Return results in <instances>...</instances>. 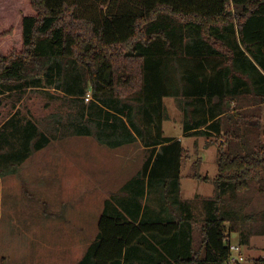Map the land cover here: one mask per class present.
<instances>
[{
    "label": "trees",
    "instance_id": "1",
    "mask_svg": "<svg viewBox=\"0 0 264 264\" xmlns=\"http://www.w3.org/2000/svg\"><path fill=\"white\" fill-rule=\"evenodd\" d=\"M241 61L254 72V104L264 103V0H0V94L40 87L38 75L47 69L63 78L71 97L92 91L102 125L114 131L118 124L111 119L121 123L122 134L105 130L108 142L114 135L124 143L136 139L131 127L152 151L143 171L160 193L151 199L159 213L150 215L134 203L128 218L110 211L108 203L99 233L78 264H230L225 225L237 232L240 220L257 219L244 212L240 194L253 185L261 191L264 183L260 106L248 113L232 106L245 94L238 83ZM165 96L222 102V117H189L191 124L185 123L186 132L214 136L209 142L218 149L215 196L202 200L198 247L193 209L198 202L180 197L189 154L180 141L163 136L169 118ZM5 128L1 165L11 161L14 168L49 143L28 121L20 152L7 157ZM14 142L9 143L16 148ZM255 233L249 229L243 244ZM255 264H264V258Z\"/></svg>",
    "mask_w": 264,
    "mask_h": 264
},
{
    "label": "rangeland",
    "instance_id": "2",
    "mask_svg": "<svg viewBox=\"0 0 264 264\" xmlns=\"http://www.w3.org/2000/svg\"><path fill=\"white\" fill-rule=\"evenodd\" d=\"M191 39L189 33L187 41ZM47 71L38 75L40 87L0 94V133L6 127L10 134L2 143L5 156L20 152L28 121L49 137L44 148L31 152L16 167H9L11 161L0 164V264H78L99 233V220L108 203L110 211L118 210L128 218L136 210L134 203H140L150 215L158 210L151 199L160 193L143 171L152 151L140 138L124 143V137L114 135V140L108 142L105 130L110 135L122 134L121 123L111 119L118 124L114 131L102 125L97 116L101 106L94 102L98 107H93L91 90L84 97H71L64 92L63 78ZM177 117L179 121L182 115ZM175 130L172 134L182 132L181 128ZM14 140L16 148L9 143ZM34 144L32 140V147ZM202 156L209 168H214L216 153L207 151ZM186 178L191 177H183L185 193L180 197L196 198L198 202L193 207L198 247L205 218L202 200L213 198L214 192L212 186H201ZM262 184L261 191L253 185L252 190L240 194H250L252 203L247 213L259 215L246 222L240 220L234 235L227 222L226 235L230 241L233 237L231 242L246 245L243 236L252 228L257 232L253 236H264ZM244 247L243 264H255L264 258V244Z\"/></svg>",
    "mask_w": 264,
    "mask_h": 264
},
{
    "label": "crops",
    "instance_id": "3",
    "mask_svg": "<svg viewBox=\"0 0 264 264\" xmlns=\"http://www.w3.org/2000/svg\"><path fill=\"white\" fill-rule=\"evenodd\" d=\"M234 35V34H233ZM237 36V32L235 31V37ZM247 55L250 57L252 61L254 59L252 56L246 52ZM241 63V69L239 70L238 74V83H239V89L245 91L244 96H241L237 98L235 102L232 103V106H239L241 111L244 113H248L250 110L255 108L256 106H260V113L259 117L261 120V131L262 133L264 132V103L262 104H254L253 96H252V90H253V80L252 77L254 75V72L251 69V66H248L245 61V65L243 66L242 61ZM172 68V67H171ZM208 69V68H207ZM243 71V74H242ZM256 75V74H255ZM257 78H259L257 76ZM260 80V78H259ZM163 103L165 105V108L167 110L168 114V119L163 122V136L164 137H170L173 138L176 141H180L182 146L186 151H188L189 154V160L183 161L182 164V170H181V189L180 193L184 194V189H183V177L188 175V177L191 178H186L195 182H199L201 186L210 185L213 187V192L215 196V184L214 180L216 179L218 175V163L215 161V166L214 168H209L207 165V161L204 160L202 154L208 152H213L214 154L218 153L217 145L212 144L211 140L215 138L214 136L209 138L206 137L202 134H195L194 129L191 131L186 132L185 131V123L190 122L189 117H222V102L219 100L218 97H214L212 102L208 101H203L202 99H195L191 97H174V96H165L163 98ZM171 106V107H170ZM213 111V113L211 112ZM178 115H182L181 120L178 121ZM214 115V116H213ZM216 115V116H215ZM121 116V115H120ZM122 117V116H121ZM124 117V116H123ZM139 118L141 117V114L138 116ZM174 117H177V119ZM248 117H252L251 114H249ZM207 126H203L202 129H207ZM176 128H181L182 132L179 133L178 135L172 134V131H176ZM131 132L134 134L135 138H140L138 134L133 131V129L130 127ZM168 131H170L168 133ZM209 143V144H208ZM143 144V142H142ZM144 145V144H143ZM145 147V146H144ZM146 149H149L145 147ZM212 149V151H210ZM196 155L197 157H193ZM201 160V161H200ZM200 161V162H199ZM206 164V165H205ZM186 170V174L185 171ZM197 171V172H196ZM198 174L200 178H195V175ZM207 178V179H206ZM199 184V186H200ZM187 189V188H186ZM186 191V190H185ZM184 192V193H183ZM198 194V193H197ZM202 195V194H201ZM249 195L245 194V197H242L243 200L246 203L245 206V211L246 209L250 206L252 203L251 198ZM262 198V197H261ZM181 199L183 200H193L196 198H186L185 196H182ZM159 213V209L157 211ZM248 215H254L253 213H247ZM259 215V214H256ZM232 235L237 234V232H230ZM257 234H250L248 237V241L246 245H241L242 247L245 246L247 248V245L249 247H255L256 245H262L264 244V236H253ZM231 241H233V237H231ZM244 247V248H245ZM259 247V246H258ZM244 250V249H243ZM244 252V251H243Z\"/></svg>",
    "mask_w": 264,
    "mask_h": 264
},
{
    "label": "built area",
    "instance_id": "4",
    "mask_svg": "<svg viewBox=\"0 0 264 264\" xmlns=\"http://www.w3.org/2000/svg\"><path fill=\"white\" fill-rule=\"evenodd\" d=\"M229 242L230 248V264H243L245 261V256L243 254V249L241 244L233 243L228 238L226 239Z\"/></svg>",
    "mask_w": 264,
    "mask_h": 264
}]
</instances>
